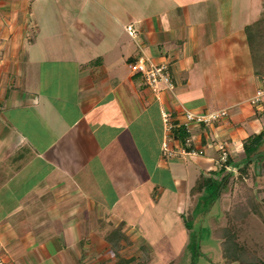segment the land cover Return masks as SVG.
Here are the masks:
<instances>
[{
  "label": "crops",
  "instance_id": "crops-1",
  "mask_svg": "<svg viewBox=\"0 0 264 264\" xmlns=\"http://www.w3.org/2000/svg\"><path fill=\"white\" fill-rule=\"evenodd\" d=\"M263 15L264 0H0V260L144 264L157 247L137 244L188 235L218 147L237 162L264 131L246 34ZM141 56L174 92L130 69ZM185 109L228 115L187 129Z\"/></svg>",
  "mask_w": 264,
  "mask_h": 264
},
{
  "label": "rangeland",
  "instance_id": "rangeland-1",
  "mask_svg": "<svg viewBox=\"0 0 264 264\" xmlns=\"http://www.w3.org/2000/svg\"><path fill=\"white\" fill-rule=\"evenodd\" d=\"M262 151L264 142L257 149V152ZM230 170L234 175L225 189L221 187V176L219 177L218 173L204 176L207 193L199 194L192 210L182 216V223L188 227V235L184 236L178 230L173 237L170 236L169 243L137 244L138 248L144 246L149 251L152 245L157 247L155 252H150L152 260L144 258L142 263L226 264L215 231L225 227L229 212L247 199H252L260 205L259 214L251 213L242 224L239 223L238 239L264 261V154L258 156L245 176H240L234 168ZM185 239L187 242H184Z\"/></svg>",
  "mask_w": 264,
  "mask_h": 264
},
{
  "label": "trees",
  "instance_id": "trees-1",
  "mask_svg": "<svg viewBox=\"0 0 264 264\" xmlns=\"http://www.w3.org/2000/svg\"><path fill=\"white\" fill-rule=\"evenodd\" d=\"M248 44L251 49L255 73L264 78V17L256 20L246 27ZM178 134L182 140L187 139V134L179 130ZM264 142V131L247 138L243 144L245 157L239 161L227 160L223 167L216 173L221 176V187L225 189L230 178L234 175L227 167L236 169L240 176L248 174L249 168L254 164L259 155L264 152H257L258 147ZM216 178H214V181ZM213 180V179H211ZM220 183V182H219ZM206 179L200 176L192 190L193 195L207 193ZM223 191V190H222ZM222 191L219 196H221ZM260 205L254 200L247 199L246 202L235 206L228 214V222L225 227L215 231V236L220 240L222 255L226 264H264L255 253L239 242V223H243L251 213L259 214ZM131 260L119 259L117 264H127Z\"/></svg>",
  "mask_w": 264,
  "mask_h": 264
},
{
  "label": "built area",
  "instance_id": "built-area-1",
  "mask_svg": "<svg viewBox=\"0 0 264 264\" xmlns=\"http://www.w3.org/2000/svg\"><path fill=\"white\" fill-rule=\"evenodd\" d=\"M127 34L133 38L137 44L138 41V31L133 25H128L125 27ZM130 69L135 72L142 74L145 77V81L151 89L154 91L158 89L160 84H164L170 92H174L175 86L171 80L170 73L168 71V66L166 64H156L151 60H148L144 56H141L134 62L129 64ZM251 103L256 106H261L264 103V87H262L257 95L251 100ZM228 115L227 110H221L216 112H194L192 110H184L183 113V124L185 128L190 129L191 124L197 125H213L216 122H219ZM163 119L168 132H171L174 129V121L171 112L165 111L163 113ZM191 140L188 139L187 143H190ZM219 152L221 153L220 160L223 162L227 161L228 150L226 144H221L219 147ZM164 152L167 155H172V150L169 147L168 142L164 146ZM195 153V152H194ZM0 264H5L0 260Z\"/></svg>",
  "mask_w": 264,
  "mask_h": 264
}]
</instances>
